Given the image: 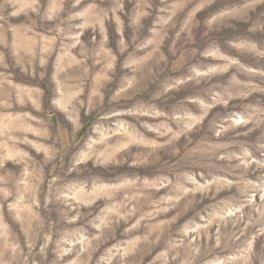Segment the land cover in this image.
I'll list each match as a JSON object with an SVG mask.
<instances>
[{
    "label": "rangeland",
    "instance_id": "374dc122",
    "mask_svg": "<svg viewBox=\"0 0 264 264\" xmlns=\"http://www.w3.org/2000/svg\"><path fill=\"white\" fill-rule=\"evenodd\" d=\"M0 264H264V0H0Z\"/></svg>",
    "mask_w": 264,
    "mask_h": 264
}]
</instances>
